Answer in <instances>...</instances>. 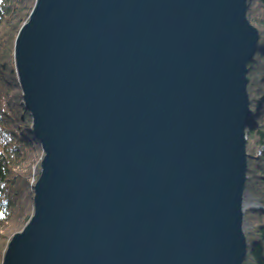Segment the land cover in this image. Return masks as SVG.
Here are the masks:
<instances>
[{"label": "water", "instance_id": "water-1", "mask_svg": "<svg viewBox=\"0 0 264 264\" xmlns=\"http://www.w3.org/2000/svg\"><path fill=\"white\" fill-rule=\"evenodd\" d=\"M258 43L247 0H36L14 58L44 157L2 264H243Z\"/></svg>", "mask_w": 264, "mask_h": 264}, {"label": "trees", "instance_id": "trees-1", "mask_svg": "<svg viewBox=\"0 0 264 264\" xmlns=\"http://www.w3.org/2000/svg\"><path fill=\"white\" fill-rule=\"evenodd\" d=\"M35 3L0 0V230L11 226L8 233L19 221L28 224L34 214V186L44 157L33 132L31 114L24 105L14 58L16 38ZM247 18L258 29L259 43L247 65L250 116L246 129V190L263 208H253L247 215L249 219L257 217L259 224L248 239L243 264H264V0H247ZM11 238L2 240L0 264Z\"/></svg>", "mask_w": 264, "mask_h": 264}, {"label": "rangeland", "instance_id": "rangeland-1", "mask_svg": "<svg viewBox=\"0 0 264 264\" xmlns=\"http://www.w3.org/2000/svg\"><path fill=\"white\" fill-rule=\"evenodd\" d=\"M253 208L256 209V208H263V207L260 206V203H259L258 199L256 197H254L249 190H246V192L244 194V210H246V211H244V213H245L244 232H245V235H246V238H247V243H248V239L250 238L251 233L254 234V232L256 230L255 227L259 224V219L257 217H252L251 219H249L247 217V215H249L254 210ZM26 225L23 223V221H19L18 224L16 223L15 229L14 230L12 229V232H9V233H8V231H9V228L11 226L7 227V228H5L3 230L1 229L0 230V245H1V243H3L2 242L3 238L12 237L16 233L21 232ZM247 252H248V250H247Z\"/></svg>", "mask_w": 264, "mask_h": 264}, {"label": "bare ground", "instance_id": "bare-ground-1", "mask_svg": "<svg viewBox=\"0 0 264 264\" xmlns=\"http://www.w3.org/2000/svg\"><path fill=\"white\" fill-rule=\"evenodd\" d=\"M244 211H246V210H244Z\"/></svg>", "mask_w": 264, "mask_h": 264}]
</instances>
